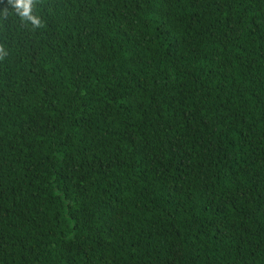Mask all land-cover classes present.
<instances>
[{
	"label": "trees",
	"instance_id": "trees-1",
	"mask_svg": "<svg viewBox=\"0 0 264 264\" xmlns=\"http://www.w3.org/2000/svg\"><path fill=\"white\" fill-rule=\"evenodd\" d=\"M0 0V264H264V0Z\"/></svg>",
	"mask_w": 264,
	"mask_h": 264
},
{
	"label": "clouds",
	"instance_id": "clouds-1",
	"mask_svg": "<svg viewBox=\"0 0 264 264\" xmlns=\"http://www.w3.org/2000/svg\"><path fill=\"white\" fill-rule=\"evenodd\" d=\"M10 3H13L21 17L31 20L34 25H39V21L31 14L32 0H10Z\"/></svg>",
	"mask_w": 264,
	"mask_h": 264
}]
</instances>
